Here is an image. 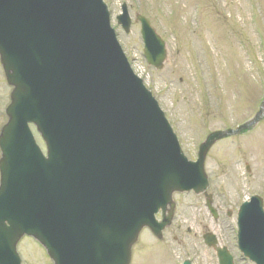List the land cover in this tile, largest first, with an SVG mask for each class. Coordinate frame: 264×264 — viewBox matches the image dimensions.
Wrapping results in <instances>:
<instances>
[{"label": "water", "instance_id": "1", "mask_svg": "<svg viewBox=\"0 0 264 264\" xmlns=\"http://www.w3.org/2000/svg\"><path fill=\"white\" fill-rule=\"evenodd\" d=\"M144 56L160 68L164 44L141 16ZM117 22L127 33L126 6ZM0 62L13 87L0 131V264H19L15 246L33 237L54 264H129L147 227L169 225L174 192L205 193L203 164L211 134L188 162L157 103L131 72L102 0H0ZM45 143L44 157L28 129ZM208 207H210V198ZM169 205V217L154 219ZM8 224V226L6 225ZM238 245L264 264L261 200L241 206ZM208 246L213 237L206 235ZM220 264H232L215 249Z\"/></svg>", "mask_w": 264, "mask_h": 264}, {"label": "rangeland", "instance_id": "2", "mask_svg": "<svg viewBox=\"0 0 264 264\" xmlns=\"http://www.w3.org/2000/svg\"><path fill=\"white\" fill-rule=\"evenodd\" d=\"M104 1L132 69L157 100L189 160L196 159L207 134L234 128L257 112L264 92V0ZM122 3L131 17L128 33L115 20ZM136 14L145 17L165 43L166 59L159 70L144 60ZM10 91L0 68V129L7 120L3 109ZM36 140L43 148L37 134ZM205 171L218 220L212 219L202 196L174 195V219L163 241L150 242L144 233L133 249L132 264H179L185 257L193 264H217L214 252L202 242L205 232L228 247L236 264H252L237 250L236 213L252 195L264 202V119L249 135L215 144L206 156ZM157 245L168 252V259L167 254L158 257ZM17 251L22 264H50L29 238Z\"/></svg>", "mask_w": 264, "mask_h": 264}, {"label": "bare ground", "instance_id": "3", "mask_svg": "<svg viewBox=\"0 0 264 264\" xmlns=\"http://www.w3.org/2000/svg\"><path fill=\"white\" fill-rule=\"evenodd\" d=\"M141 259V258H140Z\"/></svg>", "mask_w": 264, "mask_h": 264}]
</instances>
